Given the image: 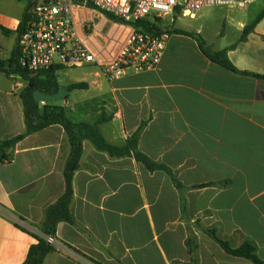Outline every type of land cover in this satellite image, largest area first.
<instances>
[{
    "label": "crops",
    "instance_id": "obj_1",
    "mask_svg": "<svg viewBox=\"0 0 264 264\" xmlns=\"http://www.w3.org/2000/svg\"><path fill=\"white\" fill-rule=\"evenodd\" d=\"M33 3L0 0V64L9 62L0 73V144L25 131V82L13 90L10 60ZM254 19L231 20L210 41L199 35L209 50L227 49L236 72L208 59L193 37L176 33L153 69L108 81L83 67L87 87L75 98L82 112L66 108L73 90L60 103L66 117L97 124L119 148L141 128L136 151L171 174L148 170L132 153L111 156L83 141L71 221L59 222L54 234L66 251L53 249L45 264H253L227 254L202 229H214L231 248L250 240L264 262V16L240 39ZM68 154L58 125L0 149L6 156L0 159V264H22L36 243L44 207L64 190Z\"/></svg>",
    "mask_w": 264,
    "mask_h": 264
},
{
    "label": "built area",
    "instance_id": "obj_2",
    "mask_svg": "<svg viewBox=\"0 0 264 264\" xmlns=\"http://www.w3.org/2000/svg\"><path fill=\"white\" fill-rule=\"evenodd\" d=\"M257 0H43L29 11V22L17 39V62L32 72L91 67L108 81L155 68L169 33L155 34L135 24L157 25L165 17L195 19L204 8H243ZM113 18H108L106 14ZM162 28V27H161ZM13 90L22 80L12 75ZM11 162V160H8ZM21 228L24 223L15 219ZM53 249L66 251L54 236Z\"/></svg>",
    "mask_w": 264,
    "mask_h": 264
},
{
    "label": "trees",
    "instance_id": "obj_3",
    "mask_svg": "<svg viewBox=\"0 0 264 264\" xmlns=\"http://www.w3.org/2000/svg\"><path fill=\"white\" fill-rule=\"evenodd\" d=\"M30 4L31 5H34ZM108 18H113L110 14H106ZM264 16V8L256 16L254 21L246 26L241 34V40L245 38V35L251 32L254 25ZM29 20L28 13L24 16L22 22L17 28V34L19 35L26 27ZM141 26L146 31L159 34L163 31L167 33L183 34L193 37L197 42L201 52L212 62L231 71L236 70L231 66L226 57L227 49H223L217 52L209 50L201 37L194 32L179 28H160L155 22H149L147 20L139 21L135 24ZM6 32V31H5ZM57 68H51L47 71L32 72L26 68H22L17 62V48H15L12 58L10 60V73L17 75L25 82V86L20 93V98L23 106V116L25 122V131L9 140H5L0 144V149H6L17 142L23 140L26 136L39 132L49 126H60L68 139L69 154L65 161L63 168L64 190L63 192L51 203L47 204L43 209V220L40 224V234L34 235L36 243L31 245L28 249L26 258L22 264H45L44 257L53 250V247L46 242L44 236H54L56 227L59 222H70V203L72 201V178L75 171L78 169L80 157L82 154V143L85 140L90 141L94 147L102 152H105L111 156H124L130 153L134 158L141 162L148 170H162L168 174H171L170 170L160 164H156L146 158L144 155L136 151V140L140 133L141 128L133 135L124 147H115L108 144L97 129V124H88L86 122H72L65 115V109L61 105H54L51 102L39 104L33 99L34 91H42L46 94H55L61 88L56 78ZM36 73L35 76H31ZM246 75L254 77H261L259 75L251 74L248 72H242ZM84 84H74L66 87L67 92L73 89L83 87ZM67 98V96L65 97ZM6 156H1L0 159H5ZM177 188H181L178 182L174 181ZM203 232L212 238L227 254L235 257L244 258L249 260L253 264H264L262 260L256 255V247L253 242L246 240L241 246L237 248H231L225 241L219 239L214 229H202ZM186 246L188 252L192 255L193 261H195L196 245L192 242L191 238L186 240Z\"/></svg>",
    "mask_w": 264,
    "mask_h": 264
},
{
    "label": "rangeland",
    "instance_id": "obj_4",
    "mask_svg": "<svg viewBox=\"0 0 264 264\" xmlns=\"http://www.w3.org/2000/svg\"><path fill=\"white\" fill-rule=\"evenodd\" d=\"M264 8V0H257L248 4L246 7H227V6H215L202 9L196 16L195 19L181 18V17H165L161 20L158 26L161 28H179V29H189L192 31H197V34L201 37L211 40V38L219 31H226L227 28L230 29V21L237 20L240 17L248 18L253 20L257 14H259ZM230 33V31H229ZM85 71L84 68H65L56 73V78L61 86V88H66L74 84H84L83 87L73 89L78 90V93L75 94L73 99L67 101L66 108L70 106L76 107L77 112L81 114V107L79 108L78 104H75V98L82 96L80 90L87 87V81L82 80V73ZM23 82V81H22ZM71 90V91H73ZM70 91V92H71ZM67 96V95H66ZM68 97V96H67ZM62 100L52 101L54 105H60ZM76 105V106H75ZM79 114V115H80ZM70 117L74 119L70 114Z\"/></svg>",
    "mask_w": 264,
    "mask_h": 264
},
{
    "label": "water",
    "instance_id": "obj_5",
    "mask_svg": "<svg viewBox=\"0 0 264 264\" xmlns=\"http://www.w3.org/2000/svg\"><path fill=\"white\" fill-rule=\"evenodd\" d=\"M43 2V0H36V5H39ZM9 62H5L0 64V73H7ZM36 73L32 74L31 76H35ZM67 95V91L64 88H60L57 93L55 94H46L42 91H34L33 92V99L35 102L39 104H44L47 102H52L56 100H63Z\"/></svg>",
    "mask_w": 264,
    "mask_h": 264
}]
</instances>
